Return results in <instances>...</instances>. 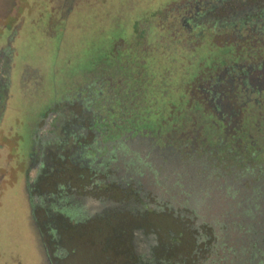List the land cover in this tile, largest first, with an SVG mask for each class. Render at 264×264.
Here are the masks:
<instances>
[{
	"label": "flooded vegetation",
	"instance_id": "af4514ba",
	"mask_svg": "<svg viewBox=\"0 0 264 264\" xmlns=\"http://www.w3.org/2000/svg\"><path fill=\"white\" fill-rule=\"evenodd\" d=\"M251 42L258 55L195 86L201 110L172 130L107 126L88 96L42 121L27 177L45 264H264V39Z\"/></svg>",
	"mask_w": 264,
	"mask_h": 264
},
{
	"label": "rangeland",
	"instance_id": "374dc122",
	"mask_svg": "<svg viewBox=\"0 0 264 264\" xmlns=\"http://www.w3.org/2000/svg\"><path fill=\"white\" fill-rule=\"evenodd\" d=\"M206 1L0 0V264H45L27 174L47 116L88 96L107 126L166 132L201 110L195 86L248 59L224 44L232 32L184 26ZM223 1L210 20L225 16ZM78 264L108 263L95 253Z\"/></svg>",
	"mask_w": 264,
	"mask_h": 264
},
{
	"label": "trees",
	"instance_id": "16d2710c",
	"mask_svg": "<svg viewBox=\"0 0 264 264\" xmlns=\"http://www.w3.org/2000/svg\"><path fill=\"white\" fill-rule=\"evenodd\" d=\"M226 1L224 7L227 13L220 19L210 20L209 15L212 16L224 1L216 0L213 3L210 0L202 3L205 9H199L197 6L193 14L183 17L184 26L189 30H199L202 33L209 29L219 34L230 31L232 32V41L225 40L224 44H232L237 48L241 46L239 49L248 56L258 55L257 51H251L246 47L252 46L251 41L254 37L264 39V0ZM205 18L209 20L203 22ZM259 55L264 56L263 53Z\"/></svg>",
	"mask_w": 264,
	"mask_h": 264
}]
</instances>
